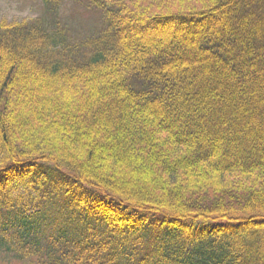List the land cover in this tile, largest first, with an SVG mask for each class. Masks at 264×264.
<instances>
[{
	"label": "trees",
	"instance_id": "trees-1",
	"mask_svg": "<svg viewBox=\"0 0 264 264\" xmlns=\"http://www.w3.org/2000/svg\"><path fill=\"white\" fill-rule=\"evenodd\" d=\"M59 5L0 23V248L264 264V0H101L84 54ZM29 173L39 198L14 197Z\"/></svg>",
	"mask_w": 264,
	"mask_h": 264
},
{
	"label": "rangeland",
	"instance_id": "rangeland-1",
	"mask_svg": "<svg viewBox=\"0 0 264 264\" xmlns=\"http://www.w3.org/2000/svg\"><path fill=\"white\" fill-rule=\"evenodd\" d=\"M101 0H60L58 9L59 27L66 35L67 42L79 53L89 52L88 46L103 32L105 20L102 11L95 4ZM44 0H0V23H21L41 18L45 13ZM34 174L29 173L17 179L14 197L24 196L25 200L39 198L34 188ZM36 180V179H35ZM46 181V178L43 177ZM0 264H29L0 248Z\"/></svg>",
	"mask_w": 264,
	"mask_h": 264
}]
</instances>
